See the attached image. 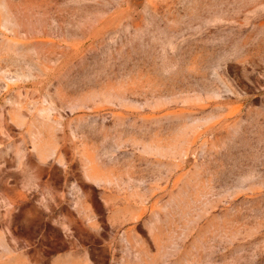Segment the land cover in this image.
<instances>
[{"label":"rangeland","instance_id":"obj_1","mask_svg":"<svg viewBox=\"0 0 264 264\" xmlns=\"http://www.w3.org/2000/svg\"><path fill=\"white\" fill-rule=\"evenodd\" d=\"M0 264H264V0H0Z\"/></svg>","mask_w":264,"mask_h":264}]
</instances>
